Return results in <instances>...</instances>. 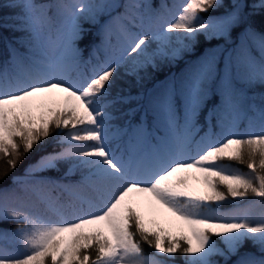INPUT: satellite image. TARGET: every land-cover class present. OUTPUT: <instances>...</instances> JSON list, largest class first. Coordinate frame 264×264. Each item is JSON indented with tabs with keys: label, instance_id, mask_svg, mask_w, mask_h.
<instances>
[{
	"label": "snow or ice",
	"instance_id": "snow-or-ice-1",
	"mask_svg": "<svg viewBox=\"0 0 264 264\" xmlns=\"http://www.w3.org/2000/svg\"><path fill=\"white\" fill-rule=\"evenodd\" d=\"M4 8L0 223L16 227L0 228V264H264V211H252L264 209V0ZM93 27L99 41L81 47ZM201 37L199 56L143 90L149 68L193 55ZM49 138L52 150L13 175ZM144 207L171 213L176 231L146 221ZM247 242L257 251L241 253Z\"/></svg>",
	"mask_w": 264,
	"mask_h": 264
},
{
	"label": "trees",
	"instance_id": "trees-1",
	"mask_svg": "<svg viewBox=\"0 0 264 264\" xmlns=\"http://www.w3.org/2000/svg\"><path fill=\"white\" fill-rule=\"evenodd\" d=\"M161 2L168 4L170 7L172 5L175 4H179L182 2V0H154L155 4H160ZM249 2H251V0H249ZM10 11V9L4 8V9H0V15H5ZM223 9H219L217 11H213V12H209L206 14H202V15H216L218 12H222ZM260 16H257L254 18L255 21V26L257 28L260 27ZM85 27H88L87 24H85ZM6 36L7 37H12V36H19L21 35V33H13L12 31H5ZM97 33V28L93 27L91 29V34L88 35L85 39V41H83L81 43V47H84L85 45L91 43V42H98L99 41V36L96 34ZM201 39V43L200 45L195 49V52L193 55L191 56H186L184 58V60L179 61L176 65L174 66H169V65H165L163 66L159 71L153 72V70L151 68L148 69L149 72H152V79H147L143 82V90L147 91L148 89L153 88V86L157 83V81H161L164 80L165 77H167L168 75L172 74V73H176L179 74L180 71L186 66L185 65V61L186 60H194L197 56H199L205 47H207L206 44L203 43V37L200 38ZM219 42L221 45L224 44L223 41H213V44ZM227 47H232L231 44L227 45ZM87 51H85V56H87ZM124 81H128L131 84V91L133 94H136L138 91H140L141 89L135 84V80L132 77H125ZM124 87L127 88L128 84L124 83ZM53 141L51 138L48 139V141L41 145L38 146L37 148H35L28 156H26V158L24 159V161L18 166V168L16 169V171L13 173V175H20L23 173L24 169L27 167V165L31 162H33L39 155L44 154L47 151H51L53 148ZM239 167L244 170L247 171V169L245 168V166L243 165H239ZM63 171L64 168L62 167L61 170L59 172L57 171H49L46 173V175L54 177V178H59L63 175ZM8 180H5L3 183L4 184H8ZM258 199V198H255ZM131 201L133 203V206H136V202L137 201H144V197L140 196V195H133L131 197ZM245 203H247V201H245ZM235 205L232 203H227L223 206V208L221 209L222 211H226L229 210L231 208H233ZM158 207V206H157ZM144 214H145V219L146 221H155L157 224L162 225L165 228H168L170 231L175 232L176 231V224L178 223V221L176 220L175 217L172 216L171 213H168L166 210L164 209H158L157 211H151L149 210L147 207H144L141 209ZM253 213L256 215H259L261 213V211H264V209H262L260 207V205H256L253 209H252ZM16 227V223L12 222V221H7V222H3L0 223V228H7V229H12ZM217 239V244L220 247H223V244L220 243L218 238H214ZM145 248V252L146 253H154L155 249L149 248L147 245L144 246ZM18 251L19 250V246L16 245L14 246V249ZM245 251H252V252H256V248H254L251 244V242H247L245 244V246L241 249V253L245 252ZM214 260L219 261V264H224V259L223 257L220 256H215L213 257ZM237 259L236 256H232L229 259V264H232L233 261H235ZM169 264H184V258L180 255H177L174 259V261H170Z\"/></svg>",
	"mask_w": 264,
	"mask_h": 264
},
{
	"label": "rangeland",
	"instance_id": "rangeland-1",
	"mask_svg": "<svg viewBox=\"0 0 264 264\" xmlns=\"http://www.w3.org/2000/svg\"><path fill=\"white\" fill-rule=\"evenodd\" d=\"M121 74H123V69H121ZM125 78V77H124ZM118 83H120L121 84V86H123L124 87V80H122V81H118ZM126 84V83H125ZM197 187H199V185H196Z\"/></svg>",
	"mask_w": 264,
	"mask_h": 264
}]
</instances>
